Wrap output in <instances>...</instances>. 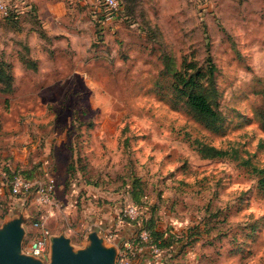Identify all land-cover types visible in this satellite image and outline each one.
I'll list each match as a JSON object with an SVG mask.
<instances>
[{"label":"rangeland","instance_id":"1","mask_svg":"<svg viewBox=\"0 0 264 264\" xmlns=\"http://www.w3.org/2000/svg\"><path fill=\"white\" fill-rule=\"evenodd\" d=\"M122 1L110 18L99 0H28L18 18L0 19V67L13 75L0 80L2 175L53 176L63 206L46 225L71 232L76 248L90 228L68 209L79 185L99 190L100 204L121 200L122 216L136 182L148 217L179 238L164 264H264L253 171L264 170V0ZM209 57L217 130L173 91L185 58L208 68ZM202 145L231 154L206 157ZM44 211L4 195L0 226L22 212L27 252Z\"/></svg>","mask_w":264,"mask_h":264},{"label":"built area","instance_id":"2","mask_svg":"<svg viewBox=\"0 0 264 264\" xmlns=\"http://www.w3.org/2000/svg\"><path fill=\"white\" fill-rule=\"evenodd\" d=\"M26 2L28 0H0V19L18 18L25 13ZM99 2L109 10L108 15H106L107 18H110L123 6L122 0H99ZM56 185V179L51 175L43 178L30 177L17 170L13 171L11 175H6L3 182L0 183V204L3 196L9 195L32 200L36 205L45 208L39 220L33 222L34 226L40 228V234L27 248V252L38 256H45L49 253L51 233L46 222L58 207L63 206L62 200L57 196ZM119 218L122 222L134 223L136 229L130 237L119 245L118 264H155L156 261L162 259L161 254L165 248L154 241L153 235L147 227L149 217L147 207L144 204H138L134 201L128 202ZM115 234V230L110 229L107 231L106 237L113 240ZM147 251H151L153 255L150 254L151 256H149Z\"/></svg>","mask_w":264,"mask_h":264},{"label":"trees","instance_id":"3","mask_svg":"<svg viewBox=\"0 0 264 264\" xmlns=\"http://www.w3.org/2000/svg\"><path fill=\"white\" fill-rule=\"evenodd\" d=\"M208 68L199 65L195 59L185 58L181 68L174 73L173 91L175 96L185 101L188 108L207 126L217 130L222 126V114L213 104L215 94L214 87V68L212 57L208 59ZM13 75L6 71L2 65L0 67V80L12 82ZM264 101V98H263ZM200 153L206 157L226 156L231 154L229 149L218 148L212 145H202L199 148ZM253 171L260 174L259 184L264 188V170L253 165ZM13 173V172H12ZM10 173V174H12ZM29 176V175H28ZM138 185L133 184L131 195L135 203L143 204V195L137 191ZM147 227L153 235L154 241L162 248L170 247L177 238V235L170 229H159L156 226L154 215L147 220ZM192 242L191 239H187Z\"/></svg>","mask_w":264,"mask_h":264},{"label":"water","instance_id":"4","mask_svg":"<svg viewBox=\"0 0 264 264\" xmlns=\"http://www.w3.org/2000/svg\"><path fill=\"white\" fill-rule=\"evenodd\" d=\"M28 218L22 212L0 226V264H118L119 246L107 245L97 230H90L86 244L74 247L71 237L61 232L50 235L49 261L23 250Z\"/></svg>","mask_w":264,"mask_h":264},{"label":"crops","instance_id":"5","mask_svg":"<svg viewBox=\"0 0 264 264\" xmlns=\"http://www.w3.org/2000/svg\"><path fill=\"white\" fill-rule=\"evenodd\" d=\"M94 1L95 0H84L83 2L90 3V7H94L93 5ZM63 11H66V9L64 8ZM48 12H52L53 16H56L60 14L61 10H58V9L54 10L50 8ZM44 23H45L44 25H48L47 20L44 21ZM7 168L9 170L11 167H7ZM4 179H5V175L4 174L2 175V171H0V183H2ZM79 188L80 189L82 188V190L80 189L78 190V193H77L78 197H76V199H74L73 201L70 200L68 209L70 212L76 211L75 206L77 205L78 210L76 211L77 213L76 219H78V223L82 224V226L90 227L88 230H85L84 232L80 233L79 231L80 234L84 235V238L87 239V235L89 231L95 229L98 231L100 235L104 237L107 245H114L118 247L120 244H122V242L125 239H127L133 234V232L136 229V225L130 222H122V220L118 216L121 200L114 201L113 203H106L105 201H103L102 204H100L99 203L100 200H98V196H97V194L99 193V190L94 189L92 191L91 187L88 188V186L86 185L85 186L79 185ZM87 189L91 190L93 195H91L90 191L86 192V195H85L84 191ZM12 198H15V197H12ZM58 212L59 211L57 209V211L53 212L51 216H54L55 213L59 214ZM156 226L157 228L162 229L157 224V222H156ZM110 229H114L116 232L113 240H110L106 237V233ZM68 232L69 231H67L66 233L70 237H72L71 232L69 233ZM74 232L77 233V230H75ZM162 259H160L158 262L156 261L155 264H164V261H166V259L164 260Z\"/></svg>","mask_w":264,"mask_h":264}]
</instances>
